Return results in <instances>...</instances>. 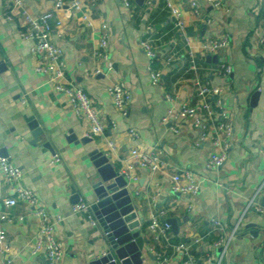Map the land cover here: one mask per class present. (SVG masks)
<instances>
[{
    "label": "crops",
    "instance_id": "1",
    "mask_svg": "<svg viewBox=\"0 0 264 264\" xmlns=\"http://www.w3.org/2000/svg\"><path fill=\"white\" fill-rule=\"evenodd\" d=\"M128 1L129 6L124 0H97L93 8L57 14L62 23L55 28L52 40L65 61L61 81L82 87L92 99L105 126L101 135L93 136L88 120L77 117L67 98L47 77L34 71L33 43L19 36L24 20L9 0H0V150L22 170V184L36 193L55 222L64 250L61 264H89L107 244L98 221L92 225L84 214L71 209L72 188L90 206L96 200L92 188L95 169L87 156L93 149L106 153L113 166L126 174L128 191L142 219L143 264H157V253L167 256L172 264H183V257L174 250L181 242L189 245L190 264H208L204 255L217 254L213 242L232 231L240 219L224 262L264 264V212L245 210L254 196L264 206V0H224L219 8L204 0H171L182 11L184 30L174 26L165 0ZM53 3L23 0L32 15L51 10ZM193 5L200 15L194 14ZM83 14L91 18V26L85 24ZM8 15L12 18L7 19ZM103 22L108 25L111 70L97 55ZM226 33L230 37L226 47L212 55L201 51L204 38ZM141 40L150 42L157 52L151 65L161 72L158 84L149 79L150 62L139 45ZM188 46L197 58V72L189 69ZM208 55H215L217 61H208ZM219 63L230 64L232 73L214 74ZM196 75L215 86L229 87L222 100L233 133L230 151L219 168L205 166L215 151L213 127L202 140L189 121L178 133L162 121L169 108L199 102L193 85ZM116 82H123L130 91L125 115L107 92V86ZM256 92L257 102L252 105ZM166 94L173 101L166 100ZM30 116L38 121L42 135L34 136L29 129L26 119ZM130 129L138 133L136 139ZM72 136L77 142L69 139ZM83 137H88L85 143L80 141ZM46 142L53 151L44 146ZM109 142L114 143V149ZM132 149L158 153L167 165L158 172L141 168ZM54 153L60 161L49 165ZM183 170L198 178L196 196L172 190V175ZM13 195L12 187L0 186V209H5L3 199ZM8 211L13 221L4 226L13 264H45L43 250L32 253L38 231L32 208L18 202ZM170 218L178 224L176 232L172 226L165 232L151 228L153 220L163 224ZM211 218L220 225L213 226ZM196 237H201L198 243L193 242Z\"/></svg>",
    "mask_w": 264,
    "mask_h": 264
},
{
    "label": "built area",
    "instance_id": "2",
    "mask_svg": "<svg viewBox=\"0 0 264 264\" xmlns=\"http://www.w3.org/2000/svg\"><path fill=\"white\" fill-rule=\"evenodd\" d=\"M96 1L97 0H88L87 2H83L82 0H54L51 10L44 11L38 15H32L24 8L23 0H9L11 8L20 14L25 23L24 28L19 31L20 38L22 40H29L33 43L32 49L37 59L34 71L47 77L52 87L67 98L73 113L77 117L88 120L90 123V133L93 136L101 135L104 132L105 126L99 118L92 99L83 88L61 81L64 76L65 61L61 48L54 43L52 37L55 33V28L62 23L57 15L60 11L77 12L84 8L90 9L95 6ZM204 2L212 8H219L224 4V0H204ZM124 4L129 6V1L124 0ZM165 4L173 18L174 26L178 30H184L185 21L181 9L171 0H165ZM193 6L194 8L192 10L194 14L197 16L200 15L196 6ZM81 17L87 26L92 25V20L87 14H83ZM11 18V15L7 16V19ZM108 35V25L106 22H103L100 25V47L97 51V55L107 63V69L111 70L112 62L108 58ZM186 41L188 44V39H186ZM229 42L230 37L227 33L219 37H208L201 41L200 49L203 53L212 55L226 47ZM139 45L150 62L149 79L152 84H158L161 79V72L154 70L151 65V63L157 59V52L147 40H141ZM187 56L189 59V69L197 72L198 61L195 53L189 46ZM167 61L169 62L170 59L168 58ZM213 72L219 76H228L232 73V66L227 63H219ZM193 85L199 102L195 105L182 102L177 109L173 107L169 108L162 121L167 123L171 131L175 133L181 130L186 121H189L192 128L197 131L202 140L208 137L209 128L213 127L215 135L212 137V145L215 147V151L207 158L205 166L208 169L219 168L224 164L228 152L230 151L231 136L233 133L232 124L228 113L224 111L222 100V94L225 90L229 89V87L227 85L215 86L209 79L198 75L194 76ZM107 92L116 109L122 115H125L127 112V105L131 99L128 87L123 82H116L107 86ZM165 99L173 101V97L169 94L165 95ZM22 103H25L24 99H22ZM215 117L217 118L214 120ZM114 125L113 123V126ZM129 133L132 139L138 137V133L134 129H130ZM109 147L114 149V143L109 142ZM131 155L136 159L137 166L148 169L151 172L161 171L167 165L166 161L158 153L141 152L137 149H132ZM59 161V156L54 153L49 159V165H54ZM0 174L2 175L0 186L2 184H7L12 187L14 193L13 196L3 199L5 209H0V264H13L4 223L13 221L8 208L15 206L18 202H24L26 205L30 206L37 220L38 231L32 253L37 254L43 250L45 264H61L64 250L55 231V222L40 203L36 193L22 184V170L12 163L7 156L2 155L1 152ZM171 181L172 190L178 194L193 197L199 192L200 182L189 170H183L180 173L173 174ZM90 207L88 203L80 199L71 206V209L72 212L84 214L92 225H96L97 220L92 214ZM250 208L260 213L264 212V206L259 203L256 196L248 201L245 210ZM23 218L22 216L19 217V219L22 220ZM240 221L241 219L237 222L232 231L226 235L219 236L213 242L214 248L217 249V254L215 256L209 253L204 255V259L208 264H226L224 262V257ZM211 223L213 226L220 225V222L215 218H211ZM151 228L159 229L160 232H165L171 229V224L166 221L160 224L159 221L153 220ZM200 239L201 237H196L193 239V242L198 243ZM174 250L183 257V264H190L193 261L187 243L181 242L175 245ZM156 259L157 264H172L170 259L161 253H157Z\"/></svg>",
    "mask_w": 264,
    "mask_h": 264
},
{
    "label": "water",
    "instance_id": "3",
    "mask_svg": "<svg viewBox=\"0 0 264 264\" xmlns=\"http://www.w3.org/2000/svg\"><path fill=\"white\" fill-rule=\"evenodd\" d=\"M207 60L216 62L217 57L208 55ZM257 98L256 92L251 97L252 105L257 102ZM26 120L34 136L43 134V129L34 117L30 116ZM87 138L83 137L80 141L85 143ZM69 139L77 142L73 136ZM44 146L53 151L49 142L44 143ZM0 152L6 156L2 150ZM87 156L91 159L96 175L92 184L96 200L91 204V210L107 240L103 253L89 264H143L141 252L145 239L140 235L142 219L128 191L126 174L113 166L108 155L99 149L89 151ZM80 199L75 188H72L71 201L76 203ZM167 221L176 232V220L170 218Z\"/></svg>",
    "mask_w": 264,
    "mask_h": 264
}]
</instances>
